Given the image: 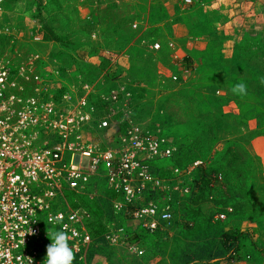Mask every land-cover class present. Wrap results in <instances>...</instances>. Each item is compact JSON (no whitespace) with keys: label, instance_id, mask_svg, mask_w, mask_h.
Masks as SVG:
<instances>
[{"label":"rangeland","instance_id":"374dc122","mask_svg":"<svg viewBox=\"0 0 264 264\" xmlns=\"http://www.w3.org/2000/svg\"><path fill=\"white\" fill-rule=\"evenodd\" d=\"M253 1L0 0V33L16 30L19 52L45 51L31 37L47 26L69 63L117 54L121 64L102 66H129L138 122L173 137L180 164L203 160L189 221L135 232L140 256L98 231L90 264H264V0ZM95 29L102 41L91 40ZM240 83L244 94L233 92Z\"/></svg>","mask_w":264,"mask_h":264},{"label":"built area","instance_id":"2783aa9c","mask_svg":"<svg viewBox=\"0 0 264 264\" xmlns=\"http://www.w3.org/2000/svg\"><path fill=\"white\" fill-rule=\"evenodd\" d=\"M32 33L45 51L19 52L18 32L0 33V264H44L48 231H65L73 264H90L99 225L108 244L143 255L134 233L187 221L203 160L178 163V142L138 122L129 66H102L117 54L69 63L41 26Z\"/></svg>","mask_w":264,"mask_h":264},{"label":"clouds","instance_id":"9594fccd","mask_svg":"<svg viewBox=\"0 0 264 264\" xmlns=\"http://www.w3.org/2000/svg\"><path fill=\"white\" fill-rule=\"evenodd\" d=\"M236 94H244L246 86L243 83L233 87ZM49 223H53L52 217H49ZM75 234V233H74ZM48 236L52 243L47 246V255L44 264H73L74 252L69 246V236L65 231L49 232Z\"/></svg>","mask_w":264,"mask_h":264},{"label":"trees","instance_id":"16d2710c","mask_svg":"<svg viewBox=\"0 0 264 264\" xmlns=\"http://www.w3.org/2000/svg\"><path fill=\"white\" fill-rule=\"evenodd\" d=\"M42 34H43V36L45 37V39H47V40H53L54 38L58 39L57 34H56L51 28H48L47 26H44V27L42 28ZM178 163H179V162H178ZM205 171H206V169H204L203 167H202L201 170L199 171L198 178H197V181H196V183H195L196 191H195V193L193 194V196H194V195L196 196L197 193H199V191H200V188H201V186H202V177H203L204 173H206ZM193 196H192V197H193ZM192 197H191V198H192ZM191 198H190V199H191ZM187 221H189V220H187ZM191 223H192V222H191ZM101 230H103V226L98 227V231L101 232Z\"/></svg>","mask_w":264,"mask_h":264},{"label":"crops","instance_id":"0c3cea01","mask_svg":"<svg viewBox=\"0 0 264 264\" xmlns=\"http://www.w3.org/2000/svg\"><path fill=\"white\" fill-rule=\"evenodd\" d=\"M208 203H209V204H212V203H213V201H209Z\"/></svg>","mask_w":264,"mask_h":264}]
</instances>
